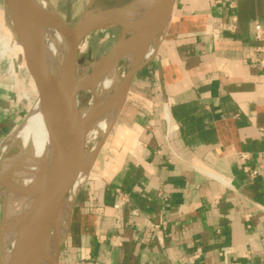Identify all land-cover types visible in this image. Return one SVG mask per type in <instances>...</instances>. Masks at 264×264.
<instances>
[{
	"label": "crops",
	"instance_id": "obj_1",
	"mask_svg": "<svg viewBox=\"0 0 264 264\" xmlns=\"http://www.w3.org/2000/svg\"><path fill=\"white\" fill-rule=\"evenodd\" d=\"M256 22L264 0H176L130 85L110 157L73 203L59 264H264ZM23 113L0 71V140Z\"/></svg>",
	"mask_w": 264,
	"mask_h": 264
},
{
	"label": "water",
	"instance_id": "obj_2",
	"mask_svg": "<svg viewBox=\"0 0 264 264\" xmlns=\"http://www.w3.org/2000/svg\"><path fill=\"white\" fill-rule=\"evenodd\" d=\"M95 0H91L83 15L70 25L71 9L68 7L67 16L63 18L53 7L41 6L36 0H4V7L12 28V34L21 45L19 54L23 66L35 81L36 88L44 98L48 112H55L58 116V125L53 135L52 157L47 162L43 173L33 187L28 188L36 200V217L39 231L35 239L27 246L14 264H39L41 259H47L50 264H59L62 247L67 235H59L58 223L61 206L67 199V184L84 157V136L90 119L81 116L77 98L86 92L88 86L106 65L111 61L121 59V52L132 48L144 51L153 42L164 36L173 14L176 0H160L159 16L149 29H139L140 32L124 38L125 33L133 32L129 29L130 21L137 19L127 17L128 6L112 9L93 10ZM92 14H95L91 16ZM95 19V21H91ZM113 25L123 28L120 38L92 67L82 85L76 84L79 70L80 45L94 30L104 29ZM50 27L62 30L73 42L74 51L71 53V65L68 70L65 84H60L53 76L45 55V40L43 28ZM136 43V46L134 45ZM141 66L131 64L121 83L119 95L126 99L130 85ZM124 99V101H125ZM84 185V184H83ZM71 201L73 203L80 193ZM70 227V223H69ZM68 227V232H69ZM54 241L51 252L49 245Z\"/></svg>",
	"mask_w": 264,
	"mask_h": 264
},
{
	"label": "bare ground",
	"instance_id": "obj_3",
	"mask_svg": "<svg viewBox=\"0 0 264 264\" xmlns=\"http://www.w3.org/2000/svg\"><path fill=\"white\" fill-rule=\"evenodd\" d=\"M36 1L43 7L52 8L47 0ZM159 1L135 0L129 4L127 10H133L137 21H130L128 28L138 26V29H132V35L140 32L139 29L142 31L151 28L155 23L159 16ZM93 15L95 14L91 16ZM6 36L7 45L11 47L10 42L16 39L14 36L10 37V34ZM43 37L50 70L60 84H65L72 62L73 42L62 30L50 27L43 28ZM160 40L158 43L153 42L144 51L129 47L121 52V59L109 62L88 86L86 92L91 95L90 104L80 110L83 119H90L84 136V157L67 184L68 196L61 206L58 223L59 235L68 233L71 201L85 183L89 168L112 130L124 103L125 98L119 95V91L129 66H141L154 58ZM85 41L86 39L81 43L80 51ZM134 45L136 46V43ZM87 75L78 79L76 77V84L82 85ZM58 119L55 112H48L41 94L37 105L30 109L26 122L17 132L22 138L23 152L11 164L0 166V188L4 205L0 224V264H14L38 234L36 200L33 195L28 194V188L33 187L52 157V141ZM53 245L54 241L49 245L50 252ZM39 264L50 263L43 258Z\"/></svg>",
	"mask_w": 264,
	"mask_h": 264
},
{
	"label": "rangeland",
	"instance_id": "obj_4",
	"mask_svg": "<svg viewBox=\"0 0 264 264\" xmlns=\"http://www.w3.org/2000/svg\"><path fill=\"white\" fill-rule=\"evenodd\" d=\"M50 6H52L63 18L67 16L68 7L71 9L70 25H74L75 22L83 15L87 5L91 0H47ZM135 0H95L93 3V10L112 9L128 6ZM133 10L128 9L126 11L127 17L134 19ZM132 13V14H130ZM12 28L4 7L0 8V71L7 79L13 91H15L18 101L23 108V116L21 122L7 135L3 136L0 140V166L9 165L16 160L23 152L22 138L17 133L21 126L26 122L30 109L37 105L38 99L41 93L38 92L35 81L31 79L30 74L23 66V60L19 54L21 45L14 40L10 42L11 47L7 45L6 35L13 36ZM123 28L120 25H113L104 29H98L92 31L85 39V44L81 50L79 58V70L77 73V79L81 78L91 72L93 65L105 55L109 49L120 38ZM130 33V35H129ZM124 34V38H129L132 32ZM129 37H128V36ZM91 95L87 92H82L78 97V106L82 110L89 106ZM114 126V125H113ZM117 127V125H115ZM113 131L107 135L104 143L102 144L100 151L97 154L94 162L89 168L88 177L83 186L89 180V177L95 175L98 170H103L101 159L105 156H109L110 145L113 141ZM110 157V156H109ZM2 188H0V224L2 221V213L4 210L2 200Z\"/></svg>",
	"mask_w": 264,
	"mask_h": 264
},
{
	"label": "built area",
	"instance_id": "obj_5",
	"mask_svg": "<svg viewBox=\"0 0 264 264\" xmlns=\"http://www.w3.org/2000/svg\"><path fill=\"white\" fill-rule=\"evenodd\" d=\"M254 39L258 42V45L256 46V51L258 53L264 54V26L260 22H256L254 26ZM256 65H259L261 67L264 66V59L256 60ZM263 159H264V152H263ZM247 154H242V159H247ZM244 172L248 173L251 177H255L259 175L258 169H250L248 166H244ZM162 224H165L163 222ZM161 224V225H162ZM161 225H156V228H159Z\"/></svg>",
	"mask_w": 264,
	"mask_h": 264
}]
</instances>
